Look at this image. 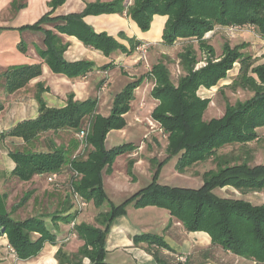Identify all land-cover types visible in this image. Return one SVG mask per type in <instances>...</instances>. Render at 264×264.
Segmentation results:
<instances>
[{
  "label": "trees",
  "instance_id": "trees-1",
  "mask_svg": "<svg viewBox=\"0 0 264 264\" xmlns=\"http://www.w3.org/2000/svg\"><path fill=\"white\" fill-rule=\"evenodd\" d=\"M65 2L53 0L51 12L29 28L41 30L42 24L56 23L55 29L60 35L76 37L86 48L110 57L118 50L131 55L143 43L122 33L119 38L129 42L128 48L106 33H97L85 22L87 16L126 15L144 33L150 31L155 16H165L168 19L162 44L172 47L179 41H186V45L177 55L183 73L177 83L173 82L167 65L173 60L168 55H162L150 72L130 82L115 97L108 117L96 114L97 98L78 102L74 95H69L66 107L49 108L42 97L48 89L38 84L35 96L39 104L38 118L23 121L1 134L0 142L13 137L31 145L44 134L57 136L62 131L74 132L68 144L57 145L54 139L49 140L47 151L11 150L9 155L16 164L12 176L21 182H30L36 176L59 174L66 177L74 171L80 175L73 181L76 192L88 204L94 202L98 209L109 206L108 212L97 218L102 228L86 223L76 224L73 231L84 241V246L76 254L60 249L57 253L59 264H82L84 259H89L91 264H107L105 242L109 229L116 218L126 214L130 204L136 209L152 206L167 210L187 232L209 235L212 249L219 248L252 264H264V203L255 205L242 197L219 195L220 191L228 188L242 196L264 194V165L251 166L247 159L242 160L239 155L220 153L228 146H239L244 152L249 144L260 139L259 131L264 129V63L257 64L252 56L243 53L248 44L232 48L228 41L223 46L222 56L216 57V50L206 38L217 29L226 31L239 26L253 28L264 42V0H133L130 6L125 5L126 0H97L88 4L82 13L52 16ZM44 31L46 49L40 55L54 74L74 80L113 67L109 64L97 68L89 61L67 62L64 54L69 44L64 43L59 34ZM199 52L203 56L201 59ZM236 64L240 65L239 73L229 88L233 91L242 89L253 93V96L244 102L227 103L221 118L207 120L205 116L211 99L203 98L200 92L216 88L228 78ZM41 75V64L13 67L4 74L6 90L14 93ZM145 80L154 84L151 96L158 105L151 119L167 138L168 159L179 158L177 172L187 174L194 167L208 162L214 163L215 169L201 175L203 185L199 189L177 188L158 182L164 163L158 165L151 161L158 166L153 182L122 205L115 206L104 191L103 172L107 168L110 173L116 159L132 153L136 146L125 144L108 150L105 141L111 131L126 127L124 116L131 111L135 91ZM2 109L0 104V111ZM89 123L91 132L87 141L91 150L85 157L73 159L80 146L77 136ZM130 164L131 174L134 162ZM32 193L28 192L19 206L24 205ZM65 205L64 210L52 215L55 224L71 225L79 217L80 213L74 211L68 196ZM2 233L7 234L9 244L20 260L37 257L46 243L56 244V236L46 226L44 217L15 222L6 211L5 199L0 196V235ZM134 242L136 245L145 243L146 250L159 264H191L182 262V256L175 253L160 236H137ZM205 254L207 259L210 251Z\"/></svg>",
  "mask_w": 264,
  "mask_h": 264
},
{
  "label": "crops",
  "instance_id": "crops-1",
  "mask_svg": "<svg viewBox=\"0 0 264 264\" xmlns=\"http://www.w3.org/2000/svg\"><path fill=\"white\" fill-rule=\"evenodd\" d=\"M52 1L0 0V78L3 77L0 80V104L3 107L0 111V138L1 134L10 131L19 123L38 118L39 104L35 97L38 84H43L44 88L48 89L42 97L49 108L66 107L69 95H74L78 102L97 98L96 114L108 117L115 97L130 82L148 72V69L143 72L144 74L139 72L144 63L138 62L137 52L126 55L118 50L110 57H105L97 51L86 48L76 37L60 35L55 29L56 23L42 24L41 30L30 29L29 27L40 23L51 12ZM96 1L66 0L64 5L57 8L52 16L82 13L88 4ZM103 1L111 2L113 0ZM167 19L165 16H155L150 31L146 33L142 32L138 25L126 15L87 16L84 20L97 33H106L129 48V42L120 39V34L123 33L130 39H136L154 47L159 42L162 43ZM44 30L59 34L63 42L69 44L64 54V59L67 62L89 61L94 63L97 68L109 64H112L113 67L106 71H94L88 77L74 80L64 75L54 74L40 55V52L46 49ZM39 64L42 65L40 77L33 79L26 87L14 93L7 92L4 77L6 72L17 66ZM152 64L154 66L157 63ZM106 77L110 78L108 89L98 90L99 83ZM152 89V85L147 80L143 81L135 91L131 111L124 116L126 127L122 130L111 131L105 141V147L108 150L125 144L136 146L132 153L124 154L116 159L110 173L107 172V168L103 172L104 191L109 201L115 206L122 205L153 182L158 166L152 164L151 161H155L158 165L164 163L160 168L158 179L161 185L184 188L175 185L178 179L188 181L191 189H199L203 185L202 178L192 180L186 174L178 173L176 165L179 158L168 159L166 153L168 143L165 153H160L159 140L157 141L155 136H150L147 133V128L142 121L146 118L147 112L151 118L152 112L158 105V102L151 96ZM55 142L57 145L60 144L59 141ZM22 145H24L22 139L13 137H8L0 142V196L5 199L8 214L12 218L20 217L18 221L32 217H44L46 226L56 236V244L46 243L37 257L20 260L12 253L13 249L9 244L7 234L2 233L0 235V264H59L57 253L60 249L68 254H76L84 246V241L80 240L77 235L68 240L72 232L71 226L62 222L55 224L52 221L54 213L66 208L65 198H62L61 191L54 189L48 183L45 176H36L30 182H21L12 176L16 164L9 152L12 147ZM130 162H134L131 174L129 173ZM168 167L169 170H167ZM26 191L33 192L32 196L24 205L19 206ZM90 205L93 208L89 209ZM108 210V205L98 209L94 202H89L88 207L79 214L75 222L102 228L97 223V218L100 214L107 213ZM142 235L162 237L175 253L185 259L182 262L217 264L214 261L216 257L217 259L222 257L223 259H233L229 252H224L219 248L212 249L209 235L187 232L176 219L171 217L167 210L152 206L136 209L133 204H130L126 209V214L116 218L111 224L105 242L106 263L159 264L153 255L148 253L145 243L135 244L134 238ZM206 251H210L207 259ZM164 253L167 254V251ZM82 264H91V262L89 259H84Z\"/></svg>",
  "mask_w": 264,
  "mask_h": 264
},
{
  "label": "rangeland",
  "instance_id": "rangeland-1",
  "mask_svg": "<svg viewBox=\"0 0 264 264\" xmlns=\"http://www.w3.org/2000/svg\"><path fill=\"white\" fill-rule=\"evenodd\" d=\"M133 0H126L125 5L130 6L132 4ZM55 16V15H54ZM209 40V44L214 47L216 50V57H221L223 54V46L226 41L229 42L232 48L236 46H240L242 44H248V47L243 50V53L252 56L253 59L256 60L257 64H263L264 63V42L259 39V37L256 35V33L252 30H244L239 33L234 34H228L227 31L222 29H217L216 32L211 33L210 35H207L206 37ZM186 45V41H179L172 47H165L161 42H159L156 46L152 47L150 46L145 53L137 54L138 55V62L144 63V66L142 68L141 74H144L145 70L148 69V72L151 71L153 64L152 63H158L162 59V55H168L173 60L171 64H167L171 74H172V80L174 83L178 82L179 77L183 74L182 70L180 69L177 61V55L179 52L182 51L183 47ZM196 49H198V45L195 43ZM203 56L199 52V58L201 59ZM202 64V63H201ZM149 66V67H148ZM240 65L236 64L234 69L228 74V78L222 82L216 87L208 91H201L200 95L203 98H210L211 104L209 106V109L206 113L205 118L207 120L212 118H221L224 115L226 105L227 103L235 104L238 101H247L252 96L253 93L238 89L237 91H233L229 88V86L232 84L233 80L237 77L239 73ZM138 72V71H137ZM147 72V73H148ZM145 73V74H147ZM2 77V76H1ZM3 78V77H2ZM0 78V80L2 79ZM110 78L106 77L104 80H102L98 85V90H107L108 86L110 85ZM6 81V80H5ZM149 82V80H148ZM152 87H154L153 82H149ZM148 114V116H147ZM146 118L142 121L146 128L147 133L150 136H155L156 140L159 143L160 153H165V149L167 146V138L165 134L163 133L162 129L157 123H154L153 120L149 117V113H146ZM260 139L258 141H255L248 145V147L244 150L248 152V154H244L242 149L239 146H228L225 147L220 151L221 154L224 155H232L235 154L236 156L239 155L242 157V160H248L249 164L251 166L256 165H264V129L259 131ZM58 136V137H57ZM54 136L52 133L44 134L42 135L37 141L33 142L31 145H22V146H14L12 147V150L16 149H22V150H32L34 152H42L47 151L49 140H51L53 137L55 138L54 141H59V145L63 143H68L72 136H74V132H60L59 135ZM67 136V137H65ZM71 136V137H70ZM57 137V138H56ZM121 145V144H120ZM91 150V147H90ZM122 159V158H120ZM119 165V162L117 166ZM215 169V165L212 162H208L206 164H202L199 166L194 167L191 171H189L186 176L190 177L192 180H196V178L201 179V175L205 172H208L210 170ZM169 170V167L167 168ZM199 175V176H198ZM180 185V187H184L186 189H191L190 184L186 180L178 179L177 184ZM193 189V188H192ZM61 194L63 195L62 198L66 200L67 196L72 200V197L70 193L68 192V187H65L63 190H60ZM29 191H26V194ZM219 195L223 197H232V198H239L242 197L245 200H248L252 202L255 205H261L264 203V194H258V195H241L234 189H224L223 191L219 192ZM93 208L92 205H90L89 209ZM15 222H18L20 217L12 218ZM23 221V220H22ZM233 259L224 258L217 259V257L214 259L217 264H252V262L234 257V255H231ZM236 258V259H235Z\"/></svg>",
  "mask_w": 264,
  "mask_h": 264
},
{
  "label": "built area",
  "instance_id": "built-area-1",
  "mask_svg": "<svg viewBox=\"0 0 264 264\" xmlns=\"http://www.w3.org/2000/svg\"><path fill=\"white\" fill-rule=\"evenodd\" d=\"M244 30H247V29H244L243 27H239V26L230 27V28L226 29V31L229 32L230 34L239 33V32H242ZM248 30L254 31L253 28H250ZM149 47H150L149 44H142L140 47H138L136 52H137V54L145 53ZM204 64L205 63H202L200 65H204ZM90 132H91V126L89 123L86 126V128L80 134H78L77 138L80 142V146H79L78 151L73 156V159L86 156L88 150L90 149V146H89L88 141H87L88 136L90 135ZM70 173H71V175H68L66 177L60 176L59 174H52V175L45 176V177L47 178L48 183L56 190L60 191V190H63L65 187H68V190H69L68 192L70 193V195L72 197L71 202L73 204L74 211L82 213L88 207V202L85 201L84 198H82L80 196V194H78L76 192V190L74 188V183H73L74 180H77L78 178H80V175L74 171H70ZM76 224H77L76 222H73L70 225L72 232L69 235L68 240H69V238L76 236V234L73 231ZM12 253L16 256V253L14 252V250H12ZM181 261H185V259L181 258Z\"/></svg>",
  "mask_w": 264,
  "mask_h": 264
}]
</instances>
